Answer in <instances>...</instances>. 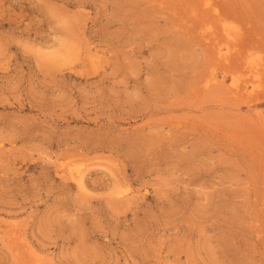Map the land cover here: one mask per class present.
I'll list each match as a JSON object with an SVG mask.
<instances>
[{"label": "rangeland", "instance_id": "374dc122", "mask_svg": "<svg viewBox=\"0 0 264 264\" xmlns=\"http://www.w3.org/2000/svg\"><path fill=\"white\" fill-rule=\"evenodd\" d=\"M0 264H264V0H0Z\"/></svg>", "mask_w": 264, "mask_h": 264}, {"label": "bare ground", "instance_id": "6f19581e", "mask_svg": "<svg viewBox=\"0 0 264 264\" xmlns=\"http://www.w3.org/2000/svg\"><path fill=\"white\" fill-rule=\"evenodd\" d=\"M215 79V78H214ZM237 93V92H236ZM65 168V167H64ZM63 170V169H62ZM68 175V174H67ZM72 175H73V173H72ZM83 175L84 174H82L80 171H78V172H76V174H75V177L77 178V181L79 182V184L80 183H82V181H83ZM81 185V184H80ZM82 187V186H81ZM83 188H84V186H83ZM82 188V189H83Z\"/></svg>", "mask_w": 264, "mask_h": 264}]
</instances>
